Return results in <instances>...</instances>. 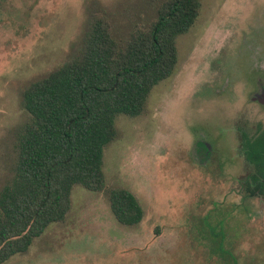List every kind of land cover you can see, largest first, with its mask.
Returning <instances> with one entry per match:
<instances>
[{
	"label": "rangeland",
	"instance_id": "rangeland-1",
	"mask_svg": "<svg viewBox=\"0 0 264 264\" xmlns=\"http://www.w3.org/2000/svg\"><path fill=\"white\" fill-rule=\"evenodd\" d=\"M161 0H0V190L16 133L30 119L23 93L80 48L89 19L105 14L126 37ZM177 40L178 63L145 111L116 118L104 151L107 189L127 188L142 222L120 223L107 190L76 185L63 221L3 264H264V192L249 196L241 135L264 129V0H201ZM256 93V94H257ZM201 137L207 160L196 154ZM224 232V236L220 233Z\"/></svg>",
	"mask_w": 264,
	"mask_h": 264
},
{
	"label": "trees",
	"instance_id": "trees-1",
	"mask_svg": "<svg viewBox=\"0 0 264 264\" xmlns=\"http://www.w3.org/2000/svg\"><path fill=\"white\" fill-rule=\"evenodd\" d=\"M201 5L161 0L156 17L124 38L116 36L108 16L95 13L79 50L28 85L23 104L30 119L16 133L12 174L0 190V264L66 218L76 185L107 190L123 225L142 222L144 209L132 191L107 189L104 151L117 137L116 118L141 115L153 88L175 72L177 40L195 25ZM241 141L248 195L261 194L264 129L243 132ZM221 251L238 264L229 250Z\"/></svg>",
	"mask_w": 264,
	"mask_h": 264
},
{
	"label": "flooded vegetation",
	"instance_id": "flooded-vegetation-1",
	"mask_svg": "<svg viewBox=\"0 0 264 264\" xmlns=\"http://www.w3.org/2000/svg\"><path fill=\"white\" fill-rule=\"evenodd\" d=\"M257 83H258L260 93L258 94L257 92H255L254 96H252V100H255L256 102H260V103L264 104V79L258 78ZM244 132H246V131H244ZM246 133H248V132H246ZM242 134H243V132H242ZM252 134L248 133V135H252ZM241 143H242V141H241ZM209 146H210V144L208 143V141H205L204 138L201 137L200 139H198L197 144L195 145L196 154H198L199 156L200 155L204 156L201 158H205V160H207V156L209 155V151H210ZM241 152H242V149H241ZM242 154H243V152H242Z\"/></svg>",
	"mask_w": 264,
	"mask_h": 264
}]
</instances>
